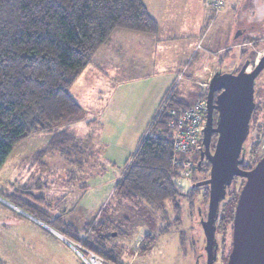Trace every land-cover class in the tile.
<instances>
[{
  "label": "rangeland",
  "instance_id": "1",
  "mask_svg": "<svg viewBox=\"0 0 264 264\" xmlns=\"http://www.w3.org/2000/svg\"><path fill=\"white\" fill-rule=\"evenodd\" d=\"M205 1L201 0L202 3ZM221 12L230 13V22L226 27L221 25V15L215 25L221 26L228 39L223 35L216 46L211 48L213 50L208 44H204L208 48L204 46L198 50L205 59L202 63H205L206 68L204 73L194 77L196 80L192 78L188 81L189 84L183 86L185 101L190 106L202 99L213 74L218 71L237 73L245 62L249 64L247 72H251L254 64L264 54V0H228L219 12L213 14L217 16ZM238 31L242 32L235 36ZM208 49L210 52H207ZM111 56L110 61L114 59L121 68L133 69L140 62L133 56L132 63L123 60L119 63V58L114 54ZM91 60L93 63L85 67L69 89L70 95L83 109L81 118L84 121L70 129L78 138H89L87 146L89 149L93 148L97 157L91 155L88 160L84 156L81 158L73 154L69 160H65L55 152L46 154L36 162L35 155L46 149L51 137L47 134L31 135L12 149L0 168V264H86L88 253L98 256L101 264H114L58 233L63 238L61 240L25 217L12 204H6L5 198L19 185L41 188L31 192L43 196L51 204L53 208L49 214L57 215L68 211L64 220L77 229L82 230L91 222L108 221V231L114 235L108 233L104 246L106 252L119 264H194L197 255L205 257V239L200 222L206 219L208 198L198 196L194 199L192 208H189L185 198L180 196L178 201L181 213L178 223L169 202L161 206L146 202H122L111 195L116 176L135 152L140 137L158 110V103L153 104L155 97L159 93L161 96L166 94L171 86H167L166 78L153 82H126L129 84L121 85L122 89L117 90L113 96L112 89L124 83L125 77H121V73L113 81L104 79V71L108 66L102 67L99 64L103 62V58L100 60V57H93ZM149 63V67L153 66ZM177 85L178 80L175 83ZM253 100L254 110L242 153L245 164L250 166L254 159L249 157V151L256 130L260 127L264 130V69L255 79ZM103 105L106 106L105 111H95ZM163 105H166V101ZM163 105H160L161 109ZM101 117L103 121L97 120ZM95 119L96 121H92ZM64 129L65 126H62L58 132ZM263 154L264 135L260 140L259 156ZM188 158L196 163L199 156L195 153ZM79 159L90 164L81 168ZM192 176L191 179L177 177L183 191L194 188L196 183L207 178L205 173L194 175V171ZM243 184L244 180L240 178L232 182L220 205L215 232L218 245L216 264L227 263L231 248V222L224 231L220 230V217L222 213L228 212L226 209H229L227 203L230 194H238ZM71 210L74 211L70 214ZM82 211L85 216L77 214ZM145 235H150L155 241L147 253H140L146 242Z\"/></svg>",
  "mask_w": 264,
  "mask_h": 264
},
{
  "label": "trees",
  "instance_id": "2",
  "mask_svg": "<svg viewBox=\"0 0 264 264\" xmlns=\"http://www.w3.org/2000/svg\"><path fill=\"white\" fill-rule=\"evenodd\" d=\"M115 30L153 35L157 25L142 0H0V168L17 144L36 134L51 136L46 149L35 155L36 162L55 152L65 160L73 154L81 158L93 155V148L87 146L89 138L78 139L70 132V127L80 121L83 109L69 89ZM174 87L165 94L162 102L166 101V105L160 103L163 108L159 105L135 152L123 166L113 195L122 202L156 206L169 202L179 223V197L183 196L192 208L198 196L208 198L209 190L203 186L185 192L177 182L168 111H183L191 104L181 99ZM206 95L207 89L202 99ZM62 126L65 129L58 132ZM263 135V128L256 130L249 151L253 164H245L243 159L242 170H250L262 157L259 147ZM243 151L242 147L241 157ZM80 159L81 166L85 162ZM196 171L195 168L194 175ZM33 190L41 188L16 186L5 200L86 251L119 264L104 246L109 223L91 222L77 229L65 222L68 211L49 214L53 207ZM237 196L230 194L228 212L222 213L219 220L220 230L224 231L232 221ZM145 240L140 253H147L155 238L145 235Z\"/></svg>",
  "mask_w": 264,
  "mask_h": 264
},
{
  "label": "water",
  "instance_id": "3",
  "mask_svg": "<svg viewBox=\"0 0 264 264\" xmlns=\"http://www.w3.org/2000/svg\"><path fill=\"white\" fill-rule=\"evenodd\" d=\"M248 66V62H245L236 74L218 71L213 74L207 86L206 115L201 141L204 150L201 156L209 148L212 133L217 134V141L213 153L208 157L209 176L196 183L195 187L207 186L209 190L206 219L200 222L208 264L214 260L216 253L215 232L220 205L227 188L235 178L243 179L244 184L238 193L233 211L231 248L227 264H264V154L250 170L240 168L243 162L242 147L249 133L254 110L255 79L264 69V54L254 64L251 72H247ZM217 92L219 94L214 99ZM214 111L217 113L215 127ZM201 158L196 164L197 170L201 166ZM21 213L63 240L52 229Z\"/></svg>",
  "mask_w": 264,
  "mask_h": 264
},
{
  "label": "crops",
  "instance_id": "4",
  "mask_svg": "<svg viewBox=\"0 0 264 264\" xmlns=\"http://www.w3.org/2000/svg\"><path fill=\"white\" fill-rule=\"evenodd\" d=\"M208 1L206 0L202 3L201 0H142L147 13L156 22L157 32L149 35L126 30H115L108 44L101 47L93 56L94 58L100 57V60L102 57L103 62L99 64H102V67L108 66V69L104 71L106 76L104 79L113 81L121 73V77H125L124 83L112 89L113 96H115L117 90L122 89L121 85L126 84L127 86L129 84L126 82H153L155 80L158 81L160 78H166L167 86H171V88L175 86L177 80L179 81V85L174 88L178 96L185 100L186 96L183 92V86H186L187 83L189 84L188 81L198 74L204 73L203 71L206 68L205 63H202L205 59H203L204 57L201 53H198V50L203 49L204 46H207V48L210 46V49L214 48L223 35L227 38V33L222 31L221 26L215 24L217 19L223 15V18H220V23L226 27L230 22V13L221 12L220 15H214L208 7ZM189 20L191 21L189 22ZM241 32L238 31L235 36L240 35ZM207 52H210V50L208 49ZM113 54L119 58V63L122 60L132 63L131 58L133 56H135L136 61L140 60V62L133 69L121 68L114 59L110 61ZM91 61L90 64L93 63V60ZM149 62L153 66L149 67ZM96 68H99V66ZM186 73L189 75L187 80H185ZM111 74H113V77H110ZM196 79L194 78V80ZM164 96L165 93L162 96L159 93L155 97L153 104L156 102L159 107ZM104 105L96 108L95 111H105L106 106L104 107ZM97 120L103 121L102 117ZM92 121H96V119ZM81 122H84L82 118L76 124H82ZM87 123L84 124L87 125ZM70 132L76 137L71 129ZM93 155L97 157L96 152ZM88 160L90 159L88 158ZM88 163L90 164V162H85L80 167H85ZM122 170L123 168L120 174L116 176V182L121 177ZM113 189L111 192L112 198L114 197ZM73 211L71 210L70 214ZM77 214L83 215L84 212Z\"/></svg>",
  "mask_w": 264,
  "mask_h": 264
},
{
  "label": "built area",
  "instance_id": "5",
  "mask_svg": "<svg viewBox=\"0 0 264 264\" xmlns=\"http://www.w3.org/2000/svg\"><path fill=\"white\" fill-rule=\"evenodd\" d=\"M225 2L226 0H209L208 7L212 12L217 13L224 7ZM168 114L171 120H169L167 127L175 152L172 165L177 169L179 178L190 179L196 165L189 160L188 156L197 154L199 148L202 147L206 99L198 100L183 111L169 110ZM88 254L89 256L85 260L86 264L102 263L98 256L92 253Z\"/></svg>",
  "mask_w": 264,
  "mask_h": 264
},
{
  "label": "flooded vegetation",
  "instance_id": "6",
  "mask_svg": "<svg viewBox=\"0 0 264 264\" xmlns=\"http://www.w3.org/2000/svg\"><path fill=\"white\" fill-rule=\"evenodd\" d=\"M236 74V73H234ZM259 76V75H258ZM219 94V92L215 93L214 94V99L215 97ZM216 118H217V113L214 111L213 112V127H215V122H216ZM216 141H217V134L215 133H212L211 136H210V144H209V148L208 150L206 151V153L203 154V156H201V153L203 152L204 150V147H201L199 148V150L197 151V155L199 156V159L201 158V166L200 168L198 169V171H196V174H201V173H205V176H209V170H210V164H209V161H208V157L210 154L213 153L214 151V148H215V144H216ZM208 174V175H207ZM206 178V179H207ZM205 251V250H204ZM229 254V253H228ZM197 260L194 261V264H208L207 263V254L205 252V257H202V256H196L195 257ZM218 261V245H217V248H216V253H215V257H214V260L211 262V264H216ZM227 264V263H226Z\"/></svg>",
  "mask_w": 264,
  "mask_h": 264
}]
</instances>
